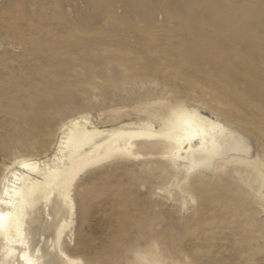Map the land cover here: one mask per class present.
<instances>
[{"label":"rangeland","instance_id":"rangeland-1","mask_svg":"<svg viewBox=\"0 0 264 264\" xmlns=\"http://www.w3.org/2000/svg\"><path fill=\"white\" fill-rule=\"evenodd\" d=\"M172 101L221 123L249 158L190 171L195 200L169 182L178 161L162 139L87 166L65 252L84 264H264V204L231 174L264 154V0H0V177L16 158L57 162L74 119L108 131Z\"/></svg>","mask_w":264,"mask_h":264},{"label":"bare ground","instance_id":"bare-ground-1","mask_svg":"<svg viewBox=\"0 0 264 264\" xmlns=\"http://www.w3.org/2000/svg\"><path fill=\"white\" fill-rule=\"evenodd\" d=\"M151 114V121L139 125L124 123L108 131L89 129L86 117L82 121L74 119L65 128L57 162L42 166L30 158H16L13 165L18 164L27 172L5 166L0 177V264H84L81 259L70 257L62 243L74 214L73 182L80 171L103 159L139 155V141H164L163 153L178 161L169 182L190 200H195L191 185L186 189L183 185L190 178V171L203 168L215 155L227 152L233 160L249 158L251 147L246 142L231 139L225 126L196 109L172 101ZM104 134L106 137L102 138ZM187 154L190 160L182 163ZM231 174L248 193L257 192L264 204V154L250 165H235ZM192 181L201 183L202 179L196 176Z\"/></svg>","mask_w":264,"mask_h":264},{"label":"snow or ice","instance_id":"snow-or-ice-1","mask_svg":"<svg viewBox=\"0 0 264 264\" xmlns=\"http://www.w3.org/2000/svg\"><path fill=\"white\" fill-rule=\"evenodd\" d=\"M3 225V214L0 213V227H2Z\"/></svg>","mask_w":264,"mask_h":264}]
</instances>
